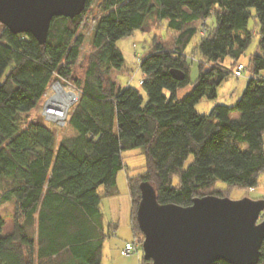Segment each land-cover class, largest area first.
Segmentation results:
<instances>
[{"label":"trees","instance_id":"16d2710c","mask_svg":"<svg viewBox=\"0 0 264 264\" xmlns=\"http://www.w3.org/2000/svg\"><path fill=\"white\" fill-rule=\"evenodd\" d=\"M91 2L74 19L54 18L44 44L28 33L2 31L0 205L13 202L15 214L13 230L4 234L0 213V264H29L27 252L31 264H61L69 252L83 259L80 264H101L107 238L101 202L115 193L119 171L129 172L127 150L142 148L147 159L144 174L128 175L138 253L144 239L136 218L142 181L155 185L160 203L189 206L196 197H227L217 189L218 180L230 186L229 192L233 186L250 189L264 173V0H103L94 50L86 56L81 78L75 74L84 43L80 20ZM253 9L259 41L245 91L233 106L217 104L209 114L198 112L197 103L217 96V87L235 72L230 63L237 67L250 47ZM211 15L214 27L207 24ZM151 18L167 20L178 35L174 48L154 37L152 50L141 59L145 98L135 87L118 86L112 73L125 64L117 42L137 29L146 31ZM197 22H203L201 35ZM197 35L196 50L203 58L192 83L189 60L197 58L186 51ZM173 69L184 78H175ZM55 76L73 79L79 89L69 117L75 132L60 141L42 122L32 120L25 128L20 119L38 106ZM190 84L191 92L178 98V90ZM236 111L239 116L233 118ZM258 264H264V241Z\"/></svg>","mask_w":264,"mask_h":264},{"label":"water","instance_id":"95a60500","mask_svg":"<svg viewBox=\"0 0 264 264\" xmlns=\"http://www.w3.org/2000/svg\"><path fill=\"white\" fill-rule=\"evenodd\" d=\"M88 0H0V23L15 34L47 40L56 17L74 19ZM177 79L184 73L173 69ZM60 85L57 82L56 85ZM75 94V93H74ZM75 94V100L78 99ZM136 218L145 264H258L264 241V199L196 197L189 206L160 203L149 181L140 184Z\"/></svg>","mask_w":264,"mask_h":264},{"label":"rangeland","instance_id":"374dc122","mask_svg":"<svg viewBox=\"0 0 264 264\" xmlns=\"http://www.w3.org/2000/svg\"><path fill=\"white\" fill-rule=\"evenodd\" d=\"M102 1L103 0H92L89 9L82 15L80 20L81 27L80 31L84 34V43L81 47V54L78 60V67H76V77H83L84 70L87 66L86 56L94 50V46L92 44V36L94 32V28L96 22L98 21L99 17L103 14L102 9ZM253 17L249 20L248 28L253 32V40L250 47L245 51L242 55L240 62L243 63L246 67L242 76L237 77L234 73H230L228 77L217 87V96L210 97L206 95L203 97L200 102L197 103L196 109L198 112L202 114H209L213 107L217 104H225L229 106H233L237 103V101L242 96L243 92L245 91L249 79L252 77L250 70L248 69V65L250 62L251 55L257 50L258 41H259V23L257 18L255 17V10L253 9ZM207 24L210 27H214L216 25V17L215 15H211L208 20ZM196 25L199 28V34L201 35L203 31V22H197ZM4 25L0 23V37L2 35V31L4 29ZM178 32L169 29L167 20L159 21L158 19L151 18L147 25L146 31L141 29L135 30L131 35L125 36L121 38L117 45L121 49L124 54L125 64L124 67L120 71H113L112 78L117 82L118 86L126 87L132 86L142 91L145 95L144 91L142 90L141 79L143 77L142 70L140 69V61L144 59L146 55L152 50L154 45V37L162 41L163 44L168 48L175 47V41L177 38ZM199 36L197 35L191 44L187 48V54L195 55L197 59L189 60L190 63V78L191 82L194 83L200 73V65L199 60L203 58V56L196 50V44L199 40ZM231 60L228 59L227 63H230ZM230 68H235L236 65H231ZM205 70L209 69L208 65H205ZM264 75V70L262 72ZM5 76L0 79V83L3 82ZM60 82L62 85L69 87L75 94L79 96V89L74 84V80H62L58 79L57 76L54 77L53 81L49 85L46 93L44 94L43 98L39 102L38 106L30 111L29 113H24L21 115V123L23 127H27L32 120H38L43 124L47 125L49 128L54 129L56 133V137L58 141L62 138L71 136L74 134V129L69 124V117L70 112L73 107L74 103L70 106L67 115L65 118H57L53 119L50 118L46 113V105L47 101L56 94V83ZM193 89V85L190 84L184 88H180L178 90V98H183L188 93L191 92ZM233 118L239 116V113L233 112L231 114ZM115 132L117 133V126L115 127ZM124 162L126 166L129 168V172L126 169H122L119 171L117 176V191L119 195L117 196L120 199V203L122 204V217L126 216L123 215L129 204L131 202L130 198V191L128 187V175L131 177L144 174L147 171V159L145 152L142 148H135L131 150H127L123 152ZM193 156H189L187 161L185 162V168L192 162ZM128 172V173H127ZM176 182H179V175L174 176ZM217 189L224 190L222 191L225 196L230 197L231 199H240L243 197H250L252 199H259L264 197V173L261 174L260 181L257 187L244 189L237 186H233L231 191L229 192V185L221 180L216 182ZM3 190V186L0 183V191ZM103 190V187L100 189ZM227 190V191H226ZM0 213L5 217V226L3 228V233L6 234L7 232H11L14 228V214H15V206L13 202H5L0 205ZM132 225L128 222H125L122 218L121 225L117 230V236H108L107 241L111 243L114 247L115 244H125L126 241H133L134 240V233L132 230ZM117 242V243H116ZM109 244V243H108ZM109 248V246H108ZM140 254V262L143 258V249ZM108 258V257H107ZM27 262L31 264V254L27 252ZM106 264H111L110 257L106 260Z\"/></svg>","mask_w":264,"mask_h":264},{"label":"crops","instance_id":"0c3cea01","mask_svg":"<svg viewBox=\"0 0 264 264\" xmlns=\"http://www.w3.org/2000/svg\"><path fill=\"white\" fill-rule=\"evenodd\" d=\"M100 191L103 192L104 188L103 190ZM118 195L119 192L116 189L113 195L107 197L105 196L101 202V212L103 216V231L107 235V237L109 235L117 236V232H118L117 230L121 225L122 218L125 222H128L130 225H132V214H133L132 199L129 204V207L127 208L125 213H123V215L127 214V217L126 216L122 217V204L119 202L120 199L117 197ZM124 246L125 244L124 245L115 244V246L113 247L111 243L107 241L106 238L103 243V255H102L101 264H106V260L109 257L111 260V264H141L139 260L140 254L137 251L131 252L129 255L122 254V249L124 248ZM82 262H83L82 258H78L77 256L71 254L70 252L64 256L63 260H61V264H80Z\"/></svg>","mask_w":264,"mask_h":264},{"label":"bare ground","instance_id":"6f19581e","mask_svg":"<svg viewBox=\"0 0 264 264\" xmlns=\"http://www.w3.org/2000/svg\"><path fill=\"white\" fill-rule=\"evenodd\" d=\"M55 88L56 94L47 101L45 113L53 119L65 118L70 106L76 101L75 94L62 84H57Z\"/></svg>","mask_w":264,"mask_h":264},{"label":"built area","instance_id":"2783aa9c","mask_svg":"<svg viewBox=\"0 0 264 264\" xmlns=\"http://www.w3.org/2000/svg\"><path fill=\"white\" fill-rule=\"evenodd\" d=\"M244 71H245V65L243 63H240L237 65L234 74L237 77H240L243 75ZM135 251H136V245L132 241H129L125 244V247L122 249V254L129 255L131 252H135Z\"/></svg>","mask_w":264,"mask_h":264},{"label":"clouds","instance_id":"9594fccd","mask_svg":"<svg viewBox=\"0 0 264 264\" xmlns=\"http://www.w3.org/2000/svg\"><path fill=\"white\" fill-rule=\"evenodd\" d=\"M140 66V65H139ZM260 199H262V198H260ZM264 199V198H263Z\"/></svg>","mask_w":264,"mask_h":264}]
</instances>
